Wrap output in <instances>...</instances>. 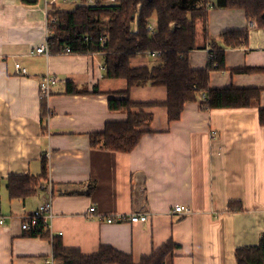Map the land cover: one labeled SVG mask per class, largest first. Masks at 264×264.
Returning a JSON list of instances; mask_svg holds the SVG:
<instances>
[{"label":"crops","instance_id":"obj_1","mask_svg":"<svg viewBox=\"0 0 264 264\" xmlns=\"http://www.w3.org/2000/svg\"><path fill=\"white\" fill-rule=\"evenodd\" d=\"M46 2L0 0V217L5 218L0 224V264H46L52 256L50 241L25 236L20 219L49 197V234L85 255L106 244L138 264L171 238L177 247L165 264H237L235 249L256 245L264 231V126L258 121L264 90L258 101L244 107L204 109L198 100L187 101L173 121L165 106L148 107L147 131L131 151L92 147L89 133L127 117L124 110L108 108V93L126 89L127 83L104 76L99 52L31 53L45 39ZM204 22L208 38L225 50V68L210 71L209 86H264V73L231 71L264 66V28L243 9L208 7L206 19L197 21L199 41ZM245 29L246 41L224 44L223 32ZM205 42L206 48L189 52L192 68L206 66ZM16 60L26 73L16 71ZM154 61V55H137L130 64ZM45 73L57 81L43 115L39 80ZM68 80L85 91L67 93ZM93 85L99 92H92ZM166 97L162 85L128 91L134 102ZM44 160L48 180L43 187L31 197L9 198L6 178L39 174ZM175 204L191 211L173 212ZM91 205L96 208L93 216L87 212ZM117 213H146L148 218L106 222V216Z\"/></svg>","mask_w":264,"mask_h":264},{"label":"trees","instance_id":"obj_2","mask_svg":"<svg viewBox=\"0 0 264 264\" xmlns=\"http://www.w3.org/2000/svg\"><path fill=\"white\" fill-rule=\"evenodd\" d=\"M35 3L37 0H22ZM208 7L243 9L248 18L255 19L264 28V0H80L73 9H64L58 3L47 4V43L49 54L61 53L68 47L70 53H101L104 57V76L121 78L127 83L124 90L108 93V108L124 110V120H110L99 131L89 133L92 147L131 151L147 131L150 115L148 107L163 105L169 121L180 117L187 101L198 100L204 109L244 107L258 101L264 86L211 88L209 73L225 68V50L208 38L206 22L202 24L198 40V19H206ZM155 19L149 30L150 19ZM135 23V27L133 24ZM247 30H228L221 34L224 44L235 46L247 39ZM209 43L207 64L204 68L190 66L189 52L206 48ZM153 53V54H151ZM154 55L151 65L132 66L130 59L137 55ZM209 54V53H208ZM237 72H261L264 66H245L232 69ZM146 84L162 85L167 90L164 101H131L129 88ZM72 81L66 82L67 93L84 92ZM92 92H99L93 85ZM203 93V97H200ZM41 105L46 115V101ZM138 108V110H132ZM258 121L264 126V107L258 111ZM48 180L44 160L41 173L12 174L6 178L9 198H27L35 195ZM230 207V202H229ZM25 236L41 237L50 241L52 256L61 264H134L132 257L106 244L93 254H83L78 248H66L59 235H50L40 219L28 229ZM177 244L169 238L150 254L143 255L138 264H165ZM237 264H264V231L256 245L235 249Z\"/></svg>","mask_w":264,"mask_h":264},{"label":"built area","instance_id":"obj_3","mask_svg":"<svg viewBox=\"0 0 264 264\" xmlns=\"http://www.w3.org/2000/svg\"><path fill=\"white\" fill-rule=\"evenodd\" d=\"M56 0H47L46 4L55 2ZM67 1V0H62ZM80 1V0H77ZM96 0H87V2L92 3ZM103 1H112V0H103ZM47 15V13H46ZM149 30L153 29V24H149L148 26ZM48 24H47V16H46V31H45V39L44 41L36 46L31 53H37V54H49V47L47 43V35H48ZM208 55L212 56V53L209 51V47L207 48ZM62 53H70V50L68 47H65V49L62 51ZM153 54V53H151ZM14 67L17 72L24 74L27 72V68L21 64L20 61L16 60L14 62ZM57 78L53 74L45 73L39 80V96L44 99L48 98L49 95L52 92V87L56 83ZM200 97H203V93L199 94ZM96 211L95 206L91 205L89 206L87 212H89L90 215H94ZM173 212L176 213H189L191 210L188 206L184 204H175L172 208ZM52 217V200L51 198H47L42 203H40L35 209H33L30 212H26L21 214V228L22 229H28L30 226L35 224L38 220H42L44 223V228L48 229L50 228V218ZM148 218V214L146 213H140V214H126V213H117L115 215H108L105 217L106 222H114V221H125L130 220L131 222H138V221H146ZM5 222L4 217H0V224ZM57 234H61V232H58ZM58 262V261H56ZM46 264H54L55 260L53 256L45 260Z\"/></svg>","mask_w":264,"mask_h":264},{"label":"rangeland","instance_id":"obj_4","mask_svg":"<svg viewBox=\"0 0 264 264\" xmlns=\"http://www.w3.org/2000/svg\"><path fill=\"white\" fill-rule=\"evenodd\" d=\"M77 4H78L77 0H67V1H61L60 0V6L64 9H73ZM45 15H46V13H45Z\"/></svg>","mask_w":264,"mask_h":264}]
</instances>
